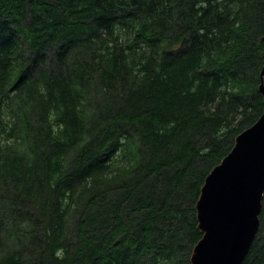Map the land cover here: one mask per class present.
Here are the masks:
<instances>
[{"label": "trees", "instance_id": "trees-1", "mask_svg": "<svg viewBox=\"0 0 264 264\" xmlns=\"http://www.w3.org/2000/svg\"><path fill=\"white\" fill-rule=\"evenodd\" d=\"M263 36L264 0H0V264H190Z\"/></svg>", "mask_w": 264, "mask_h": 264}, {"label": "water", "instance_id": "water-1", "mask_svg": "<svg viewBox=\"0 0 264 264\" xmlns=\"http://www.w3.org/2000/svg\"><path fill=\"white\" fill-rule=\"evenodd\" d=\"M259 90L264 98V54ZM263 198L264 109L205 178L195 205L203 235L190 264H243L260 229Z\"/></svg>", "mask_w": 264, "mask_h": 264}]
</instances>
